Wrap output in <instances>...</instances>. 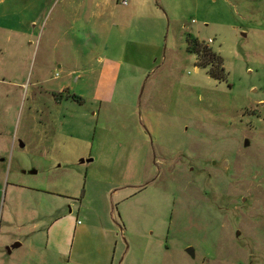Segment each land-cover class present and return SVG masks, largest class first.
Listing matches in <instances>:
<instances>
[{
    "label": "rangeland",
    "instance_id": "1",
    "mask_svg": "<svg viewBox=\"0 0 264 264\" xmlns=\"http://www.w3.org/2000/svg\"><path fill=\"white\" fill-rule=\"evenodd\" d=\"M122 1L0 26V264H67L66 212L113 264H264V0Z\"/></svg>",
    "mask_w": 264,
    "mask_h": 264
},
{
    "label": "crops",
    "instance_id": "2",
    "mask_svg": "<svg viewBox=\"0 0 264 264\" xmlns=\"http://www.w3.org/2000/svg\"><path fill=\"white\" fill-rule=\"evenodd\" d=\"M11 0L0 3V26L7 31L29 34V26L42 17L54 0ZM51 2V3H50ZM34 13V14H33ZM27 16H30L28 19ZM33 16V18L31 17ZM115 192L114 190L112 191ZM70 212V211H69ZM73 218L68 212L57 215L47 224L43 247L54 254L66 257L67 264H113L118 252V229L121 228L110 214L107 223L90 221L69 227L67 220ZM33 229H37L34 225ZM71 238V239H70Z\"/></svg>",
    "mask_w": 264,
    "mask_h": 264
},
{
    "label": "water",
    "instance_id": "3",
    "mask_svg": "<svg viewBox=\"0 0 264 264\" xmlns=\"http://www.w3.org/2000/svg\"><path fill=\"white\" fill-rule=\"evenodd\" d=\"M34 172V171H33ZM238 233V232H237ZM17 246H19V243L18 242H15L13 245H12V247H17ZM185 251L189 254V255H193V249L191 248V247H187L186 249H185Z\"/></svg>",
    "mask_w": 264,
    "mask_h": 264
},
{
    "label": "built area",
    "instance_id": "4",
    "mask_svg": "<svg viewBox=\"0 0 264 264\" xmlns=\"http://www.w3.org/2000/svg\"><path fill=\"white\" fill-rule=\"evenodd\" d=\"M122 3L125 4V0H123Z\"/></svg>",
    "mask_w": 264,
    "mask_h": 264
},
{
    "label": "trees",
    "instance_id": "5",
    "mask_svg": "<svg viewBox=\"0 0 264 264\" xmlns=\"http://www.w3.org/2000/svg\"><path fill=\"white\" fill-rule=\"evenodd\" d=\"M214 77V76H213Z\"/></svg>",
    "mask_w": 264,
    "mask_h": 264
}]
</instances>
